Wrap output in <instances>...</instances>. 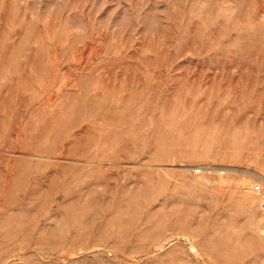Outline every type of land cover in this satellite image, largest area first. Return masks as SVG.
<instances>
[{
  "label": "rangeland",
  "instance_id": "rangeland-1",
  "mask_svg": "<svg viewBox=\"0 0 264 264\" xmlns=\"http://www.w3.org/2000/svg\"><path fill=\"white\" fill-rule=\"evenodd\" d=\"M264 0H0V264H264Z\"/></svg>",
  "mask_w": 264,
  "mask_h": 264
},
{
  "label": "built area",
  "instance_id": "built-area-1",
  "mask_svg": "<svg viewBox=\"0 0 264 264\" xmlns=\"http://www.w3.org/2000/svg\"><path fill=\"white\" fill-rule=\"evenodd\" d=\"M253 191L260 196L261 207L264 210V187L261 185H256L253 188Z\"/></svg>",
  "mask_w": 264,
  "mask_h": 264
}]
</instances>
